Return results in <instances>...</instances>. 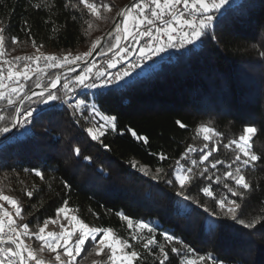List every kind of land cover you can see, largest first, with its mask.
<instances>
[{
  "label": "trees",
  "instance_id": "trees-1",
  "mask_svg": "<svg viewBox=\"0 0 264 264\" xmlns=\"http://www.w3.org/2000/svg\"><path fill=\"white\" fill-rule=\"evenodd\" d=\"M128 1L0 0V54L85 60ZM219 2L134 72L97 77L74 100L59 88L24 100L7 137L44 72L0 94V204L38 264H109L97 244L106 228L135 253L130 264H264V0ZM62 208L100 229L74 257L37 236L57 229Z\"/></svg>",
  "mask_w": 264,
  "mask_h": 264
},
{
  "label": "built area",
  "instance_id": "built-area-1",
  "mask_svg": "<svg viewBox=\"0 0 264 264\" xmlns=\"http://www.w3.org/2000/svg\"><path fill=\"white\" fill-rule=\"evenodd\" d=\"M216 1L218 0L136 1L133 6L137 23L131 28L129 35L118 34L115 45L98 53L90 61L91 66L88 71L82 76H73L82 70L83 65L80 61L60 65L59 58L50 54L26 53L15 60L7 59L0 54V88L3 85H13L33 72L42 70L44 75L34 85L37 91L28 98L59 88L61 101L74 100L78 91L92 85L97 77L114 82L122 75L134 72L142 64L152 62L155 57L154 52L162 41L166 38L182 41L193 23L205 19L197 14L202 4ZM125 12L122 13L121 20ZM119 27L120 22L115 25L116 31ZM47 70H56V72L50 76ZM44 81H48L46 86ZM18 112L20 106L17 105L15 115ZM0 262L38 264L37 257L30 252L29 247L21 245V228L13 223L1 204Z\"/></svg>",
  "mask_w": 264,
  "mask_h": 264
},
{
  "label": "rangeland",
  "instance_id": "rangeland-1",
  "mask_svg": "<svg viewBox=\"0 0 264 264\" xmlns=\"http://www.w3.org/2000/svg\"><path fill=\"white\" fill-rule=\"evenodd\" d=\"M225 3V0H220L219 4H215L219 8ZM208 6V4H207ZM214 4L209 5L208 9L213 7ZM137 23L136 16L134 14V6H131L130 8L127 9L126 13L124 14L123 19L120 21V27L119 30H117L114 33V39L109 48H112L116 41H117V36L118 34L124 36L129 35L131 28ZM75 62V61H74ZM7 85H3L0 88V94L5 93V90ZM52 97V96H49ZM47 98L49 100L50 98ZM104 120V123L106 122L107 124L111 123V120L102 116L101 117ZM207 132V129H205ZM251 131V128H247L246 133L242 135L238 140H236V144L240 147L243 153H246V150L248 148V133ZM176 177L182 181L184 179V175L182 172V168H179L176 170ZM13 212H16L13 211ZM11 220H13L12 213H8ZM13 223L15 221L13 220ZM16 224V223H15ZM17 225V224H16ZM50 225H55L57 226V229L52 230L51 227H47L46 224L41 226V229L38 233V238L43 241L44 244L50 246V247H55L57 248H62V251L64 254L70 257H74L76 253H78L81 249L82 244L85 242L86 239L91 238L95 239L97 238L100 229L98 228H93L89 227L84 223L78 222L75 220L74 216L72 213L65 209L62 208L59 212L58 217L51 222ZM20 228L21 226L18 225ZM77 231L80 233V236L72 240L71 236L73 233ZM25 232L21 228V245L24 247L27 245L30 249V252L37 256L35 254L34 249L32 248L30 243H27L23 239V234ZM97 244H98V249L101 250L104 247H107V254L106 259L107 261H110L109 264H130L134 257L136 256L133 251H130L128 249V244L121 241L117 237L114 236L112 229L106 228L103 229L99 237L97 238ZM40 260V259H39ZM41 264H43L40 261ZM27 264V262H26Z\"/></svg>",
  "mask_w": 264,
  "mask_h": 264
},
{
  "label": "water",
  "instance_id": "water-1",
  "mask_svg": "<svg viewBox=\"0 0 264 264\" xmlns=\"http://www.w3.org/2000/svg\"><path fill=\"white\" fill-rule=\"evenodd\" d=\"M136 1L138 0H129L128 2H126L124 4V6L118 11V13L116 14L115 18H114V21H113V24L111 26V28L109 29V31L104 35L102 36L95 44L93 50L91 51V53L89 54V56L85 59V60H82L80 61V63L83 65V64H86V63H89L98 53H99V50H100V47L101 45L103 44V42L107 39V37L109 36V32L111 31V29L115 26V24H117L118 22L121 21V18H122V13H124L130 6H132ZM37 91V88L36 86H34L27 94H25L21 100L18 102V106L21 105V103L26 100V98H28L33 92ZM18 119V113L15 115L14 119H13V122L10 126V128L8 129V131L2 136V137H7L9 136L15 129L16 127V124H17V120Z\"/></svg>",
  "mask_w": 264,
  "mask_h": 264
},
{
  "label": "bare ground",
  "instance_id": "bare-ground-1",
  "mask_svg": "<svg viewBox=\"0 0 264 264\" xmlns=\"http://www.w3.org/2000/svg\"><path fill=\"white\" fill-rule=\"evenodd\" d=\"M116 25V24H115ZM116 31L115 26L111 29V31L109 32V35L113 34Z\"/></svg>",
  "mask_w": 264,
  "mask_h": 264
}]
</instances>
